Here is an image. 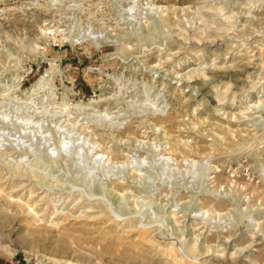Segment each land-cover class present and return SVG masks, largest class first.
Returning a JSON list of instances; mask_svg holds the SVG:
<instances>
[{"label": "rangeland", "instance_id": "1", "mask_svg": "<svg viewBox=\"0 0 264 264\" xmlns=\"http://www.w3.org/2000/svg\"><path fill=\"white\" fill-rule=\"evenodd\" d=\"M0 264H264V0H0Z\"/></svg>", "mask_w": 264, "mask_h": 264}]
</instances>
